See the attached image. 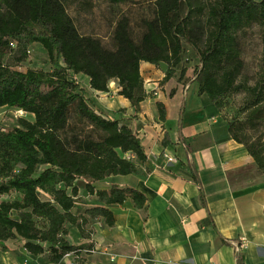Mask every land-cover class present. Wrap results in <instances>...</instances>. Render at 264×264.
Wrapping results in <instances>:
<instances>
[{
  "label": "trees",
  "instance_id": "obj_1",
  "mask_svg": "<svg viewBox=\"0 0 264 264\" xmlns=\"http://www.w3.org/2000/svg\"><path fill=\"white\" fill-rule=\"evenodd\" d=\"M74 1L0 0V108L34 115L33 120L21 118L11 130L0 128V249L9 251L6 242L16 238L32 255L48 253L56 263L67 253L94 247L73 243L71 227L85 233L95 219L113 226L112 205L129 199L142 209L147 203L133 186L97 187L110 175L136 172L147 154L128 123L94 107L79 74L99 91H108L116 79L118 93L137 111L148 96L141 63L160 67L166 62L165 82L191 47L199 58L198 93L207 94L218 111L223 113L233 94L245 92L228 130L264 173V56L255 82L240 80L245 68L241 32L261 26L264 45V0H98L120 7L108 39L82 29L70 13ZM78 1L80 9L94 6V0ZM136 4L150 5L151 12L133 19L120 10ZM34 43L45 48L49 70L18 69ZM185 73L181 68L180 78ZM156 104L164 119L162 102ZM82 189L96 202L76 209ZM13 192L15 197L1 198Z\"/></svg>",
  "mask_w": 264,
  "mask_h": 264
},
{
  "label": "crops",
  "instance_id": "obj_2",
  "mask_svg": "<svg viewBox=\"0 0 264 264\" xmlns=\"http://www.w3.org/2000/svg\"><path fill=\"white\" fill-rule=\"evenodd\" d=\"M141 73L150 81L137 111L118 93L116 79L99 91L78 75L87 78L82 86L94 107L128 123L147 154L136 172L96 182L133 186L146 195V206L129 199L112 205L115 224L91 223L82 242L106 250L104 264H264V173L254 157L232 137L222 111L190 89L191 80L176 72L163 82L161 67L146 61ZM164 150L176 160L168 162Z\"/></svg>",
  "mask_w": 264,
  "mask_h": 264
},
{
  "label": "rangeland",
  "instance_id": "obj_3",
  "mask_svg": "<svg viewBox=\"0 0 264 264\" xmlns=\"http://www.w3.org/2000/svg\"><path fill=\"white\" fill-rule=\"evenodd\" d=\"M80 6V1H74L73 7L70 8V13L75 16L77 23H79V25H82V29L86 31H95L101 33L104 38L106 37L105 39H108L107 35L109 33V30L111 29V18L114 17V12L120 7H112L107 1L98 0H94V6L89 10L80 9ZM150 7L151 6L148 4H136L128 6L122 5L120 10L126 12L127 14H131L132 18L135 19L140 14H149L151 12ZM262 35L263 29L259 25H254L241 32L240 41L243 51V58L245 60V68L243 74L240 77L241 81H245L252 84L257 78L259 66L264 56V45L262 42ZM48 59V54L45 48L39 43H34L30 46L28 59L25 60L18 67V69L49 70L51 68V64ZM197 65H199V58L197 54L191 47L187 46V50L185 52L180 67L185 69L186 73L184 75V78L186 77V81H192L190 89L193 90H197L198 88V82L196 79L195 71ZM181 68L177 69V73L175 74L176 76L180 74ZM78 78L81 84L86 83V77ZM146 81L149 82L150 80L146 79L145 83H147ZM204 96L210 99L207 94H205ZM198 98L201 99L203 98V96ZM246 98L247 96L245 92H238L230 97L226 108H224L223 110L224 119H226L227 122L232 116H235L239 112V109L243 105V102ZM241 115L244 116V114ZM21 118L33 120L34 115L15 107L4 106L0 108V128L2 130L7 131L19 126ZM263 128L264 127L262 126L260 128V131L263 130ZM248 133L253 134L254 131L252 129H249ZM43 168H45V166H41L39 170ZM15 196L16 193L13 192L11 194L3 195L1 198L8 199L13 198ZM76 200V209H83L86 206L92 205L96 202L95 197L84 189L80 190L79 196ZM94 222L100 223L98 219L93 220L92 223ZM88 228L87 231H91V228H93L91 223L88 224ZM87 231L85 233H82L75 227H71L69 239L76 244L90 242H82V240L85 238L84 235L88 234ZM6 243L10 247V251L3 252L0 250V264H104V261L101 258L102 256H104L105 253H108L106 250H98V248H92L90 246V251L84 249L80 253H67L60 262L56 263L51 262L49 260L48 253H44L37 256L32 255L23 247V242L19 239H11L8 240ZM105 256L107 255L105 254Z\"/></svg>",
  "mask_w": 264,
  "mask_h": 264
},
{
  "label": "built area",
  "instance_id": "obj_4",
  "mask_svg": "<svg viewBox=\"0 0 264 264\" xmlns=\"http://www.w3.org/2000/svg\"><path fill=\"white\" fill-rule=\"evenodd\" d=\"M185 86H186V85H185ZM164 156L166 157V159H167L168 162H173V161L176 160V155L173 154V153H171V152L168 151V150H164ZM244 245H245L244 242H242V243L239 245V247H244ZM111 258L114 259V256L112 255Z\"/></svg>",
  "mask_w": 264,
  "mask_h": 264
},
{
  "label": "water",
  "instance_id": "obj_5",
  "mask_svg": "<svg viewBox=\"0 0 264 264\" xmlns=\"http://www.w3.org/2000/svg\"><path fill=\"white\" fill-rule=\"evenodd\" d=\"M160 67H161V70L165 72L168 69V64L164 61H161Z\"/></svg>",
  "mask_w": 264,
  "mask_h": 264
}]
</instances>
